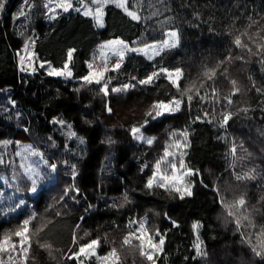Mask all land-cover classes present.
Wrapping results in <instances>:
<instances>
[{
    "label": "trees",
    "instance_id": "trees-1",
    "mask_svg": "<svg viewBox=\"0 0 264 264\" xmlns=\"http://www.w3.org/2000/svg\"><path fill=\"white\" fill-rule=\"evenodd\" d=\"M56 2L0 0V238L8 234L17 241L12 233L35 216L28 264H103L97 257L113 248L119 264H152L140 256L139 241L133 239L131 247L122 243L139 226L131 222L146 218L147 231L164 239L155 264H264L247 242L251 236L256 243L264 228V54H256L264 44V0H129L141 19L108 4L103 27L73 3L66 12L57 8L50 19ZM170 29L178 30L177 46L155 58L134 51L114 57L105 75L111 79L100 84L82 79L97 72L95 53L104 41L122 37L141 46L163 40ZM245 32L241 39L251 52L234 43ZM26 44L27 51L56 67L70 61L72 75L22 66ZM117 62L120 68L112 71ZM163 68L182 69L179 91ZM209 69L216 71L213 80L203 76ZM153 73L151 83H139ZM105 82L107 94L101 90ZM193 82L203 99L194 88L187 93L193 96L189 103L182 93ZM124 84L135 87L112 91ZM234 88L239 91L231 95ZM173 98L183 99L179 111L155 119L147 115L155 116L157 102ZM225 113L231 119L222 124ZM64 119L70 122L67 133L58 122ZM135 127L152 143L137 140ZM185 127L190 138L184 158L194 184L192 194L181 199L174 190L145 185L172 133ZM9 138L34 139L51 163L68 164L70 172L56 175L58 181L38 193L21 191L9 174L15 156L1 144ZM238 175L245 178L237 180ZM241 197L244 208L229 216L224 204ZM94 239L96 257L69 259Z\"/></svg>",
    "mask_w": 264,
    "mask_h": 264
},
{
    "label": "snow or ice",
    "instance_id": "snow-or-ice-1",
    "mask_svg": "<svg viewBox=\"0 0 264 264\" xmlns=\"http://www.w3.org/2000/svg\"><path fill=\"white\" fill-rule=\"evenodd\" d=\"M91 4L95 5V9L89 7L88 4L84 3V0H78V3H80L83 8L85 9L83 11V15L85 16H92L93 19L96 21L98 26H103V16H104V7L107 6L108 4H115L118 8H121L125 11V13L131 17L133 20H140L141 16L137 14L136 11L129 10L128 4L129 0H90ZM132 2L135 4L137 0H132ZM49 3H51V0H49ZM47 8L48 5H45ZM73 5L70 3V0H57L55 6L51 9H49L51 12H55L56 8H60L63 11H68L70 8H72ZM3 8V3H0V9ZM76 11H80V8L74 9ZM54 18L53 16L49 17ZM251 27V25H249ZM248 35L247 32L241 33L240 36H237L234 43L237 47L240 48H246L249 52H251V49L247 47L246 44L242 42L241 36H246ZM169 39L172 41V43H169V40H164L161 43V48L163 47H170L174 46L175 44V37L176 33L171 32L168 34ZM252 37H249L251 39ZM116 45H121L120 48H116ZM105 47H110L114 53V55L120 57V59L123 58V55L126 51L129 49L127 48V45H124L122 41H111L109 42V45ZM28 45H25V51H27ZM131 51H140L144 52L147 54L149 51H152L153 54L158 52V49L156 46L153 45H145L143 49H131ZM258 55L264 54V44H259L257 46V53ZM31 55V54H29ZM68 60H71L72 58V51L70 50L67 54ZM231 59V57H229ZM21 64L23 65L24 63V57H21L20 60ZM223 63V62H221ZM40 67H44L43 64L40 65ZM89 69H92V64L88 65ZM120 68V63L117 62L114 64L113 68L111 69L112 71L118 70ZM21 70H24L23 68ZM109 71V68L106 66L103 67L101 71L94 72V71H89V74L84 76L82 79L87 83V84H100L102 80H110L111 78L105 77V73ZM164 72L167 73L168 79L171 81V83L177 88V90H180V85L179 81L183 77V71L180 68H177L174 70V72H169L167 69L163 70ZM48 75H55V76H65V77H70L72 75L71 71L68 70V65L65 63L61 69H56V68H51L50 71H48ZM157 75V73H153L152 75L147 76L146 79L139 81L140 84H148L153 81V78ZM216 75L215 69H209L206 70L203 73V76L207 78V80H213V78ZM175 77V78H173ZM233 86H235L236 82L232 81L231 82ZM129 87H135V85H129V84H124L122 87L119 88H113L112 91L114 92H120V91H125ZM200 87H203V83L200 85ZM195 88V95L203 99V97L200 96V90L199 88L196 87L195 82L190 84L183 95H187L188 92H192L193 89ZM105 94L108 93V83L105 82L103 84V87L101 89ZM212 91V96L215 99L216 97V89L215 87L211 88ZM239 91L238 88H234V91L231 93V95H235ZM259 91V89L257 90ZM193 99L192 95H187V101L190 103L191 100ZM227 100L228 104L232 103L231 96L225 97ZM183 103V99H176L173 98L171 101L168 103H165L163 101L157 102L156 104L153 105V111H155V116H153L152 112H149L147 115L152 116L153 119L156 117L163 116L166 112L167 113H172L175 111H179L181 104ZM111 111V109H108ZM207 115V113H205ZM199 119V118H198ZM231 119V113H225L223 114V119H222V124H227L228 120ZM132 134L136 136L137 139L140 140H145V137L140 134V128H133L132 129ZM176 134H174L175 136ZM182 139H174L172 143L168 146V148L165 149L163 156L156 162L154 165V171L152 175L148 178L146 187L149 189H152L153 187H158L162 188L165 190H174L177 193H180V198L183 199L184 195H191V190H190V185H184V177L186 175H192L193 172L191 169H186V166L184 164L183 160V151L182 149L187 147V139H188V134L187 132H182L179 134ZM147 143H152L151 139H146ZM169 148L174 149V151H170ZM236 152V147L233 146L231 148V153L235 154ZM179 155L180 160H179V168L177 167V163L175 160H169V157H175ZM2 162V161H0ZM162 165H164V171H161ZM53 169H55L56 165H51ZM171 170V174L168 173V170ZM184 170V171H181ZM245 177L237 176L236 179L240 180ZM181 185V186H177ZM218 191V190H217ZM222 204H224L223 201H221ZM246 204V201L241 197L238 201L235 203L229 205V204H224L225 208L228 210V215L229 216H234L235 212H240L242 208H244ZM235 209V212L233 211ZM32 219H35V216L26 219L22 222V226L20 227L19 230L15 231L12 233L15 237L18 238L17 241H13L11 239V236L8 234H5L2 238H0V254H2V258H0V264H28V259H29V250L31 248V237L29 236V225ZM244 220H248L247 216L243 217ZM131 223H138V228H136L134 231L130 232L127 237L123 240V245L132 246V241L133 239L139 241V244L136 246L138 248L140 256L146 258L148 261H152V264H155L154 256L162 251V245L164 244V239L163 236L158 231H155L154 233L150 234L147 231L146 224L147 220L146 218L141 220V221H133ZM235 223L237 226V230H239L241 226V221L239 218L235 219ZM249 226L254 227L252 225L251 221L249 220ZM198 227V225L193 226ZM41 231V228H37L35 230L36 233H39ZM87 235V234H85ZM243 235V234H242ZM159 237L158 242H155V238ZM247 242L251 246V251L258 257L264 258V228H261L259 232L256 233V243H252V237L249 236L247 237ZM41 247L45 248H51V245L48 244H42L40 245ZM99 246V240H91L85 244H82L79 246L78 251L73 254L72 257H69V259H77L83 255L85 258H92L96 257V249ZM197 249V254L200 255V245L197 243L195 245ZM98 260L102 261L103 264H119L120 257L117 254L116 249H112L107 255L102 256V257H97Z\"/></svg>",
    "mask_w": 264,
    "mask_h": 264
},
{
    "label": "rangeland",
    "instance_id": "rangeland-1",
    "mask_svg": "<svg viewBox=\"0 0 264 264\" xmlns=\"http://www.w3.org/2000/svg\"><path fill=\"white\" fill-rule=\"evenodd\" d=\"M70 3L71 4L73 3L77 7L81 8L83 11L85 10L83 8V6L80 3H78V0L77 1L70 0ZM84 3L88 4L89 7H91L94 11L95 5L91 4L90 0H84ZM54 6L50 7L49 9L53 8ZM105 7L103 9V11H104L103 26L105 25V14H106ZM56 9H55V12L50 11V13H51L50 16L54 17L57 15ZM129 10H131V9L129 8ZM103 26H100V27H103ZM171 32L176 33L174 46L161 48V43L164 40H169V43L170 44L172 43V41L169 39V36H168V34ZM111 41H122L124 45H127V48L129 50L126 51L124 53V55L128 52H131V49H143L145 47V45H153L154 44L156 46V48L158 49V52H156L155 54H153L152 51H149L147 54H145L144 52H140V51H134V52L143 54L149 58H155L156 56L161 54L163 51L177 46L179 43V36H178V30L177 29H170L167 32V35L163 40L149 42V43H146L144 45L134 46V47L130 46L129 42L122 37H114V38H111L107 41H104L103 43H101L98 46L96 53H95V62L98 61L97 72L101 71L103 69V67L105 66V62H106V66H107V63L109 60H112V58H114V57H118V56L114 55V53L110 47H105V46L109 45V42H111ZM115 47L120 48L121 45H116ZM29 54H31V55H29ZM21 57H24V63H23V65L22 64L21 65L22 66L27 65L28 67H30L31 71H35L37 68H41V69L45 70V72L48 74V71H50L51 68L61 69V67L54 66L52 64V62H50V61L44 62V61L39 60L36 57L35 53H33L32 51H26L25 53H22L20 55V59H21ZM99 61H101V62H99ZM41 64H43L44 67H40ZM67 65H68V70L71 71L70 61L67 63ZM164 69H167L169 72H174V70H175V69H168V68H163L161 70H164ZM105 75H106V73H105ZM52 76H55V75H52ZM56 77H59V76H56ZM173 78H175V77H173ZM2 95L3 96L6 95V91H4L2 93ZM58 122H59L61 129L67 133V131L69 129V125H70L69 123L70 122L65 120V119L64 120H58ZM135 128H140V134H142L145 137V140H140V139H137L136 136H134L137 140L146 141V139H150L148 137V135H146L145 133L142 132L141 127H135ZM185 131L188 134V139L186 141L187 147L182 149V151L184 153L183 160H184V164L186 166V169H190L187 166V164L185 162V158H184L186 155V151L189 147L188 142H189V138H190V133H189V130L187 127L179 129V130L175 131L174 133H172L171 141H169L165 145L162 156L164 154L165 149L168 148V146L172 143V141L174 139H182V137H180L179 134L182 132H185ZM174 134H176V135L174 136ZM5 143H6V147L8 149H10L15 156L14 165L9 170L11 182L13 184H15V186H17L21 191H23L25 193L35 194V193H38L39 191L45 190L46 188L53 186V184L58 181L57 179H55L56 175L60 174L64 177L63 173L70 172L67 169L71 168L72 166H70L68 164H59L56 161L51 163L50 158L47 157L44 149L41 148L40 145L37 143V141H35L34 139H31L29 141H21V140L9 138V139L3 141L1 144H3V146H4ZM169 150L174 151V149H171V148H169ZM168 159L169 160H175V162L177 163V167L179 168V160H180L179 155H177L175 157H169ZM53 164L56 165L55 169H53L51 167V165H53ZM161 171H164V165H162ZM181 171H184V170H181ZM192 172H193V170H192ZM168 173L171 174L170 169L168 170ZM65 181L68 182L66 179H65ZM183 183H184V185H190V190L192 193V188H193V184H194L193 174L192 175H186L184 177ZM177 186H181V185H177ZM155 242H158V240L156 238H155ZM162 249H163V245H162Z\"/></svg>",
    "mask_w": 264,
    "mask_h": 264
}]
</instances>
